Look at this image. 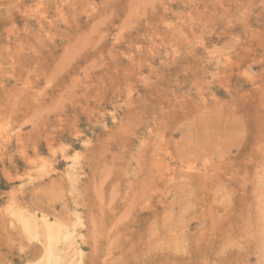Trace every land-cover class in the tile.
I'll return each instance as SVG.
<instances>
[{"label":"rangeland","instance_id":"obj_1","mask_svg":"<svg viewBox=\"0 0 264 264\" xmlns=\"http://www.w3.org/2000/svg\"><path fill=\"white\" fill-rule=\"evenodd\" d=\"M15 211L81 264H264V0H0V264H38Z\"/></svg>","mask_w":264,"mask_h":264},{"label":"bare ground","instance_id":"obj_2","mask_svg":"<svg viewBox=\"0 0 264 264\" xmlns=\"http://www.w3.org/2000/svg\"><path fill=\"white\" fill-rule=\"evenodd\" d=\"M65 160V159H64ZM70 160V159H69ZM76 162V161H75ZM71 163V162H70ZM68 167V166H67ZM77 167V166H76ZM74 165L73 163H71L70 165V170L73 171L74 170ZM55 173V172H54ZM66 176V175H65ZM71 183H74V174L71 175L70 180ZM23 185V184H22ZM73 184H71L72 186ZM74 186H76V184H74ZM72 188V187H71ZM75 188V187H74ZM17 189V188H16ZM19 206V205H18ZM18 206L16 207L18 209ZM21 207V206H20ZM19 207V209L21 210V208ZM14 209V207H12ZM18 209V210H19ZM24 209V208H23ZM26 210V209H25ZM9 211V210H8ZM26 212V211H25ZM9 213V212H8ZM23 213V212H22ZM20 212H11L12 217L14 218V222L12 223L10 220L9 222L11 224H14L15 221L19 224H15V226H22L25 234L29 237V239H31L32 241H38V243H40V239H42L43 241H41L40 244H42V248H43V254H42V258L39 261L38 264H81L82 263V256L80 250L78 248H74L75 246H73L72 248H70L75 242V244H77L75 240V235L73 234V232L71 231H66L62 228H60L59 226H55L50 222H48L47 220L42 219L41 220V229L39 230L38 228V224L36 222L35 218H28L26 216H24V214H22ZM27 213V212H26ZM74 213V212H73ZM28 214V213H27ZM31 214V213H30ZM76 214V212H75ZM33 215V214H31ZM7 216V215H6ZM76 216V215H75ZM79 217V216H78ZM10 218V217H7ZM43 218V217H42ZM76 218V217H75ZM80 218V217H79ZM11 219V218H10ZM74 221V220H73ZM56 223V222H55ZM73 226V225H72ZM77 226V225H75ZM74 226V227H75ZM73 227V228H74ZM71 229V228H70ZM76 229V228H75ZM74 229V230H75ZM73 230V231H74ZM19 231L20 227H19ZM76 233V232H75ZM22 235V233H21ZM74 235V237H73ZM78 236V234H76V237ZM24 237V235H23ZM75 238V239H74ZM79 239V237H78ZM34 242V241H33ZM31 243V242H30ZM80 243V242H79ZM59 244H63L64 246L66 245L67 247L65 249L62 247H58ZM82 245V244H81ZM70 248V249H69ZM68 250L67 255H63V253H66L65 251ZM73 249V252L70 254H68L69 252H71L70 250ZM41 250V248H40ZM42 251V250H41ZM84 253V252H83ZM40 254V253H39ZM41 255V254H40ZM84 258V255H83ZM84 263V262H83Z\"/></svg>","mask_w":264,"mask_h":264}]
</instances>
